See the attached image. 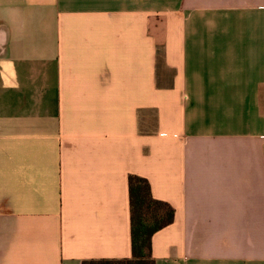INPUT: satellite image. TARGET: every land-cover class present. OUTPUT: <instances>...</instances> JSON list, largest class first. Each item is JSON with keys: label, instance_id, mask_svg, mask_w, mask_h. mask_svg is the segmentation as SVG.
Returning a JSON list of instances; mask_svg holds the SVG:
<instances>
[{"label": "crops", "instance_id": "crops-1", "mask_svg": "<svg viewBox=\"0 0 264 264\" xmlns=\"http://www.w3.org/2000/svg\"><path fill=\"white\" fill-rule=\"evenodd\" d=\"M264 264V0H0V264Z\"/></svg>", "mask_w": 264, "mask_h": 264}, {"label": "trees", "instance_id": "trees-1", "mask_svg": "<svg viewBox=\"0 0 264 264\" xmlns=\"http://www.w3.org/2000/svg\"><path fill=\"white\" fill-rule=\"evenodd\" d=\"M130 248L125 258L85 259L81 264H155L151 254V238L174 220V208L151 194L145 177L129 174L127 177Z\"/></svg>", "mask_w": 264, "mask_h": 264}]
</instances>
